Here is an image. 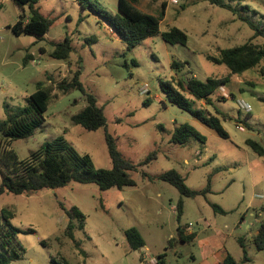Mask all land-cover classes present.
Instances as JSON below:
<instances>
[{"label":"rangeland","instance_id":"374dc122","mask_svg":"<svg viewBox=\"0 0 264 264\" xmlns=\"http://www.w3.org/2000/svg\"><path fill=\"white\" fill-rule=\"evenodd\" d=\"M129 1L162 19V31L173 27L183 30L188 35L187 45H171L156 36L129 49L127 42L79 0H40L34 7L52 21L48 34L43 39L17 36L12 27L23 14L29 17L30 9L13 0H0V122L27 107L39 84L50 93L44 125L33 137L11 145L20 159L46 141L64 137L80 154L90 155L97 169H111L107 132L123 157L136 165L150 153H157L148 165L131 172L135 187L103 192L95 184L71 183L57 190L0 196V210L14 214L12 224L22 231L33 230L19 233L26 252L12 264H51L52 258L58 264H65L61 260L68 264H150V258L160 256L164 264H203L220 242L241 261L240 238L249 264H264V251L258 252L254 244V236L264 223V155L247 144L253 140L264 148V63L231 76L224 87L232 98L224 100L215 93L210 97L212 103L207 104L185 94L193 110L221 119L228 138L171 103L161 88L163 82L179 90L175 78L187 81L195 77L205 82L229 76L226 65L213 63L208 57H218L221 49L250 41L264 45L263 38L254 39V31L243 21L245 18L264 27V0ZM84 2L118 13L119 0ZM218 3H231L238 13ZM66 37L74 48L70 59H54V44ZM173 62L182 63L179 70L172 68ZM77 71L85 92L103 107L106 128L88 131L72 121L87 106L86 97L79 90L64 94L59 84L70 81ZM239 100L249 103L251 110L241 109ZM185 124L198 130L205 141L191 138L185 145L172 143L174 131ZM170 170L180 173L186 185L196 191H203L210 183V192L195 198L181 196L175 187L158 179ZM1 182L0 176V186ZM180 199L184 209L178 221ZM212 204L225 213L215 212ZM73 207L85 216L82 229L79 219L72 221L75 240L65 233L67 212ZM180 226L185 230L191 226L188 230L195 232L196 239L182 241ZM130 228L143 237L141 251H133L128 244L126 231Z\"/></svg>","mask_w":264,"mask_h":264},{"label":"trees","instance_id":"16d2710c","mask_svg":"<svg viewBox=\"0 0 264 264\" xmlns=\"http://www.w3.org/2000/svg\"><path fill=\"white\" fill-rule=\"evenodd\" d=\"M13 1L21 8L28 6L30 9V16L26 17L23 14L20 20L13 25V32L17 36L26 34L43 39L48 34L52 21L34 7L40 0ZM210 1L212 3L216 2L215 0ZM79 3L85 9L90 8L105 21L113 29L112 32L118 38L127 42L129 49L135 48L145 39L156 36H161L166 43L171 45H187L188 43V35L183 30L173 27L168 31H162V19L145 13L132 1L119 0L118 13L116 14L96 9L92 5L89 7L84 0H79ZM218 5L235 14L238 13L237 8L231 3H218ZM165 7L166 4L163 5V13H165ZM243 8L245 10L248 9L247 7ZM243 21L254 31V39L261 37L264 40V27L261 24H255L245 18H243ZM73 51L72 41L69 37H66L64 42L54 44V51L51 56L57 60L68 61ZM27 59L30 58L28 57ZM208 60L216 64L226 65L230 70L229 76L212 78L205 82L195 77L187 81L175 78L174 83L178 86L179 90L171 85L167 86L163 82L161 83V88L171 103L190 112L196 120L214 130L220 137L228 138V133L223 128L221 119L211 113L207 117L200 110H193L185 94L211 104L210 97L221 86H225L230 81L231 76L242 75L264 63V45L260 47L250 41L241 46L221 49L218 57L209 56ZM181 66L182 63L179 62H173L172 64V68L178 70ZM59 90L64 94H68L73 90H79L86 97L87 106L80 113L72 117V121L75 124L82 126L88 131L106 128L107 120L104 109L98 105L95 96L85 92L80 82V72L77 71L70 81H63L59 84ZM222 99L226 100L225 98ZM49 101L50 93L39 84L36 92L31 95L27 107L21 109L14 116L0 122V176L2 181L0 196L6 192L23 195L43 189L57 190L71 183L83 185L95 184L103 192L114 188L135 187L136 182L131 177V172L138 171L139 167L148 165L152 160L156 159L157 153L154 151L148 155L144 162L137 165L132 163L119 152L114 138L108 132L106 133V142L113 165L111 169H97L90 155L80 154L66 142L64 137L46 141L38 150L31 152L27 158L20 159L11 145L14 141L33 137L44 125ZM225 118L223 116V119ZM191 138L202 142L205 141V137L198 130L191 125L185 124L174 131L171 142L176 145H185ZM247 144L259 155H264V148L258 142L247 140ZM143 176L148 177V174L143 172ZM158 179L175 187L180 195L184 197L195 198L199 195H206L211 190L210 183L203 191L189 188L186 185V179L175 170H170L159 175ZM211 206L215 212L225 213L219 206L215 204ZM183 209L184 202L183 199H180L176 207L178 221L182 217ZM67 216L69 223L65 233L69 238L75 240L73 232L75 225L72 221L79 219L80 224L78 227L82 229L84 227L85 216L75 207L67 212ZM13 218L14 214L11 211L7 209L0 210V264H12L19 261L26 251L20 243L18 235L22 232H33L32 229L22 231L15 227L12 224ZM178 234L182 241H192L195 238L194 235L186 236L185 229L181 226L178 227ZM126 238L133 251H140L145 247L143 237L136 228L128 229L126 231ZM238 241L243 249V259L237 261L228 253L222 264H249L251 262L244 240L240 238ZM254 244L258 252L264 251V223H261L258 233L254 236ZM159 259V264H164L163 257L160 256ZM61 261L68 264L63 260ZM51 264L58 263L52 258Z\"/></svg>","mask_w":264,"mask_h":264},{"label":"crops","instance_id":"0c3cea01","mask_svg":"<svg viewBox=\"0 0 264 264\" xmlns=\"http://www.w3.org/2000/svg\"><path fill=\"white\" fill-rule=\"evenodd\" d=\"M201 221H203V224H205L206 226L210 227V225H209V223L207 222L206 219H203ZM257 233H258V231L256 232V234ZM185 235L186 236L194 235L195 236L194 239H196V234L192 230L189 231L188 229H186L185 230ZM215 248H216L217 251L212 252V254L209 255V259H207L203 264H222L223 263L224 259L228 255V252L225 249V246L220 242V244H218V245L215 244Z\"/></svg>","mask_w":264,"mask_h":264},{"label":"built area","instance_id":"2783aa9c","mask_svg":"<svg viewBox=\"0 0 264 264\" xmlns=\"http://www.w3.org/2000/svg\"><path fill=\"white\" fill-rule=\"evenodd\" d=\"M172 2L177 3V2H179V0H172ZM216 93H218V95L220 94L219 96H221L222 98H225V99H229L230 97L232 98V95L226 90V88L224 86H221L216 91ZM238 104H239L241 109L246 110V111H249L252 108L251 105L249 103L245 102L244 100H239ZM238 128L242 131L244 130V128L241 126H238ZM190 227L191 226H189L188 229H190ZM159 262H160L159 258H150V264H159Z\"/></svg>","mask_w":264,"mask_h":264}]
</instances>
